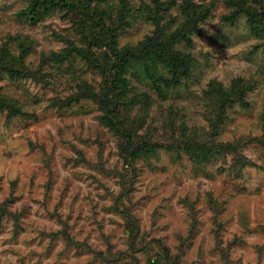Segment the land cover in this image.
I'll list each match as a JSON object with an SVG mask.
<instances>
[{
  "label": "rangeland",
  "instance_id": "rangeland-1",
  "mask_svg": "<svg viewBox=\"0 0 264 264\" xmlns=\"http://www.w3.org/2000/svg\"><path fill=\"white\" fill-rule=\"evenodd\" d=\"M0 264H264V0H0Z\"/></svg>",
  "mask_w": 264,
  "mask_h": 264
},
{
  "label": "trees",
  "instance_id": "trees-1",
  "mask_svg": "<svg viewBox=\"0 0 264 264\" xmlns=\"http://www.w3.org/2000/svg\"><path fill=\"white\" fill-rule=\"evenodd\" d=\"M47 1V0H45ZM252 23V22H251ZM256 27H252L253 29L256 28V31H258L259 29L257 28V23L255 24ZM254 26V25H251ZM153 51L149 52L147 51V49L145 48V62L149 63L150 66H155V65H163L165 67H167L168 69L171 70V72L173 74L175 73H179L182 74L185 72V65L184 63H181L180 61H178V58L173 56L172 54H170L169 52H167L166 49L162 48V46L157 43L156 41H153V44L151 45V48ZM130 53V57L131 59H133L132 56L136 57L137 59H141L143 58L141 55H144V53ZM115 64L112 67V69H110L109 71H107V66H103L101 69H103V71L101 72L103 75L108 76L109 78H111L112 83L115 84V82L118 81H122V83L126 86L127 82L124 78V74L125 72L129 69L130 67V60L128 59L129 56L127 53H125V51H121V52H117L115 53ZM158 80H161L163 82H166L165 86L166 89H170L171 85L174 84V82L171 80H166L164 79L162 76H158L157 75ZM173 82V83H172ZM156 90L158 92H161L160 87H156ZM161 95L163 94V91L160 93ZM105 100L109 99V95L106 94L105 96ZM206 156V155H205Z\"/></svg>",
  "mask_w": 264,
  "mask_h": 264
}]
</instances>
